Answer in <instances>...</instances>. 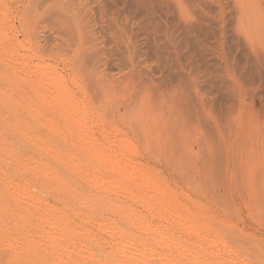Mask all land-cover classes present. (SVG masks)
<instances>
[{
	"label": "rangeland",
	"instance_id": "rangeland-1",
	"mask_svg": "<svg viewBox=\"0 0 264 264\" xmlns=\"http://www.w3.org/2000/svg\"><path fill=\"white\" fill-rule=\"evenodd\" d=\"M0 252L264 264V0H0Z\"/></svg>",
	"mask_w": 264,
	"mask_h": 264
},
{
	"label": "bare ground",
	"instance_id": "bare-ground-1",
	"mask_svg": "<svg viewBox=\"0 0 264 264\" xmlns=\"http://www.w3.org/2000/svg\"><path fill=\"white\" fill-rule=\"evenodd\" d=\"M41 81H42V80H41ZM61 92H63V91H61ZM66 93H67V91H66ZM58 94H59V93H58ZM63 95H64V93H63ZM55 96H56V95H55ZM66 96H69V95H66ZM57 98H60V100L63 101L64 103L67 101V100H66L67 97L64 98V96H63V97H60V96L58 95ZM71 100H72V99H71ZM72 101H73V100H72ZM64 105H65V104H64ZM66 105H68V107L70 108V105H73V104H71V101H70V102L67 101V104H66ZM66 105H65V107H67ZM72 108H73V107H72ZM72 108H70V110H71ZM67 109H68V108H67ZM83 110H85V109H83ZM71 112H73V111L71 110ZM77 113H78V111H77ZM79 115H80V114H79ZM77 117H78V116H77ZM78 119H79V118H78ZM82 120H83V119H82ZM80 121H81V119L79 120V122H80ZM76 123H77V122H76ZM77 124H78V123H77ZM84 124H85V123H84ZM84 124H83V125H84ZM78 131L80 132V129H79ZM83 132L85 133L84 130H83ZM77 133H78V132H77ZM80 133H81V132H80ZM88 137H89V136H88ZM88 137H87V139H88ZM89 139H91V138H89ZM89 139H88V140H89ZM88 140H87V141L85 140L84 142H87V143H88ZM89 141H91V140H89ZM90 143H91V142H90ZM92 143H93V142H92ZM92 143H91V144H92ZM84 145H85V144H84ZM93 145H94V143H93L91 146H93ZM3 146H4V145H3ZM89 146H90V145H89ZM91 146H90V147H91ZM85 147H88V145H86ZM99 147H101V146H99ZM99 147H98V150H96V151H98V153L103 152V149H102V148H99ZM2 148H3V147H2ZM88 148H89V147H88ZM8 149H9V148H8ZM8 149H7V150H8ZM90 149H91V148H90ZM90 149H88V150H90ZM92 149H94V148L92 147ZM3 150H6V149H3ZM9 150H10V149H9ZM88 150H87V151H88ZM105 151H106V150H105ZM10 152H11V151H10ZM89 152H90V151H89ZM92 152H93V150H92ZM93 155L96 156L95 153H94ZM109 155H110V154H109ZM91 156H92V154H91ZM100 157H101V156H100ZM100 157H99V158H100ZM119 157H120V156H119ZM119 157L114 155V156L111 158V160H110V165H109V166H110V167L112 166L111 168L113 169V171H114V172H117V173H119V174L122 173V174L126 177L127 180H129V181H131V182H133V183H136V184H140L141 186H143V184L146 183V182L143 183L144 181H146V180H145V176H144L142 173H140V172H136L137 170H136V171L131 170V169H130L131 167L128 166V165H126L127 162H125V160H123L124 158L122 159V158H119ZM94 158H95V157H94ZM88 159L90 160L91 158H88ZM97 159H98V158H97ZM109 159H110V158H109ZM95 160H96V158H95L94 161H92V162H95V164H97V166H98V163H99V162L96 163ZM101 160H102V158H101ZM15 161H16V160H15ZM84 161H85V159H84ZM13 162H14V159H13ZM16 162H19V161H16ZM16 162H14V163H16ZM90 162H91V161H90ZM90 162H88V163H90ZM20 163L22 164V161H20ZM23 163H24V161H23ZM108 163H109V162H108ZM18 164H19V163H18ZM25 164H26V163H25ZM27 164H29V163L27 162ZM92 164H93V163H92ZM14 165H15V164H14ZM23 165H24V164H23ZM32 165H33V166L37 165V162H36V164L32 163ZM32 165H31V167H32ZM93 165H94V164H93ZM101 165H102V164H100V166H101ZM19 166L21 167L20 164H19ZM81 166H82V165H81ZM87 166H88V165H87ZM89 166H90V164H89ZM9 167H10V166H9ZM12 167H13V166H12ZM20 167H19V169H21ZM36 167H37V166H36ZM39 167H40V166H39ZM93 167H94V166H93ZM93 167L90 168V169H92V170H90L89 168L86 167V168H87V171H88V169L91 171V173H90L89 175L92 176L93 178H92V180H90V179H85V181H88V182H89V185H90V183L93 181V182L95 183V185L97 184V186H99L100 184H103L104 182H106V179H104L103 176L100 177L101 175L96 174V172H97V171H96V168L94 169ZM102 167H103V166H102ZM16 168H17V164H16ZM16 168H15V169H16ZM22 168H23V167H22ZM24 168L27 169V166H25ZM32 168H33V167H32ZM32 168H31V169H32ZM43 168H44V167H43ZM74 168H75V167H74ZM80 168H81V167H80ZM98 168H100V167H98ZM98 168H97V170H99ZM26 169H25V170H26ZM28 169H29V168H28ZM35 169H36V168H35ZM37 169H38V168H37ZM47 169H48V168H47ZM47 169H45L44 171H46ZM51 169H52V168H50V170H51ZM66 169H67V168H66ZM68 169H69V168H68ZM77 169H78V167H77ZM77 169H76V170H77ZM83 169H85V167H84ZM83 169H82V171H83ZM48 170H49V169H48ZM74 170H75V169H74ZM79 170H80V169H79ZM79 170H78V172H79ZM85 170H86V169H85ZM21 171H23V169H22ZM27 171H28V170H27ZM27 171H26V172H27ZM42 171H43V170H42ZM42 171H41V172H42ZM92 171H93V173H92ZM46 172H47V171H46ZM49 172H50V171H48V173H49ZM66 172H67V171H66ZM72 172H74V171L72 170ZM75 172H76V171H75ZM98 172H99V171H98ZM100 172H101V170H100ZM100 172H99V174H100ZM53 173H55V172H53ZM68 173H71L70 170L68 171ZM83 173H84V172H83ZM85 173H87V172L85 171ZM85 173H84V174H85ZM44 174H45V172H44ZM49 174H50V173H49ZM49 174H48V175H49ZM74 174H75V173H74ZM87 174H88V173H87ZM87 174H85V175H87ZM54 175H57V174H54ZM54 175H52V176L54 177ZM67 175H69V177H71L70 174H67ZM67 175L65 174V176H67ZM71 175H72V174H71ZM75 175H77V177H78V174H75ZM85 175H84V176H85ZM102 175H103V174H102ZM50 176H51V175H50ZM50 176H49V177H50ZM65 176H64V174L61 175V177H63V178H64ZM44 177H45V175H44ZM49 177H48V178H49ZM55 177H56L57 180H58V177H57V176H55ZM55 177H54V178H55ZM61 177H60V179H61ZM67 177H68V176H67ZM67 177H65V178H66V181L68 180ZM77 177L74 176L73 178L76 179ZM80 177H81V176H80ZM80 177H78V178H80ZM50 178H51L50 180L52 181V177H50ZM56 178H55V179H56ZM63 178H62V179H63ZM65 178H64V179H65ZM84 178H88V176H85ZM84 178H83V179H84ZM90 178H91V177H90ZM6 179H7V178H6ZM43 179H44V178H43ZM81 179H82V178H81ZM83 179H82V180H83ZM10 180H11V178H10ZM10 180H9V181H10ZM38 180H39V179H38ZM48 180H49V179H48ZM50 180H49V181H50ZM57 180H56V181H57ZM70 180H71V181H70L69 184H71V182H73V179H70ZM76 180H77V179H76ZM76 180H74V182H75ZM89 180H90V181H89ZM45 181L48 182L46 178H45ZM45 181H44V183H46ZM56 181H55V182L53 181V182L56 183ZM58 181H62V180H58ZM64 181H65V180H64ZM66 181H65V182H66ZM68 181H69V180H68ZM88 182H86V183H88ZM10 183H11V182H10ZM39 183H40V182H39ZM44 183H43V184H44ZM63 183H64V182H62V184H63ZM78 183H79V182H78V180H77V182H76V186H77V187H78ZM115 183H116V181L112 182V184H114L113 187H114V188H117L118 185H116ZM11 184H12V183H11ZM57 184H58V183H57ZM57 184H56V185H57ZM79 184H80V183H79ZM91 184H93V183H91ZM98 184H99V185H98ZM8 185H9V184H8ZM39 185H40V184H39ZM47 185H48V183H47ZM47 185H46V186H47ZM59 185H61V184H59ZM71 185H72V184H71ZM74 185H75V184H74ZM134 185H135V184H134ZM19 186H20V185H19ZM93 186H94V185H93ZM102 186H103V185H101L100 187H102ZM52 187H53V186H52ZM56 187H57V186H55V188H56ZM58 187H60V186H58ZM58 187H57V188H58ZM67 187H68V186H67ZM104 187H105V186H104ZM146 187H147V186H145V189H146ZM72 188H73V187H72ZM75 188H76V187H75ZM75 188H74V189H75ZM142 188H143V187H142ZM58 189H59V188H58ZM60 189H62V186H61ZM74 189H71V191L74 190ZM75 191H77V190H75ZM75 191H74V192H75ZM78 191H80V190L78 189ZM16 192H17V191H16ZM32 192H33V191H32ZM21 193H22V192H21ZM75 193H76V192H75ZM77 193H78V192H77ZM24 194H25V193H24ZM24 194H23V195H24ZM81 194H82V193H81ZM16 195H17V194H16ZM26 195H27V194H26ZM33 195H34V194H33ZM83 195H84V194H83ZM19 196H20V194H19ZM87 196H88V195H87ZM90 196H91V195H90ZM94 196H95V195H94ZM26 197H27V196H26ZM68 197H69V196H68ZM72 197H73V196H72ZM72 197H71V199H72ZM77 197H78V196H77ZM77 197H76V198H77ZM79 197H80V196H79ZM83 197H84V196H83ZM88 197H89V196H88ZM88 197H86V198H88ZM91 197H93V196H91ZM99 197H100V196H99ZM28 198H29V197H28ZM94 198H95V197H94ZM32 199H33V198H32ZM88 199H89V198H88ZM96 199H97V196H96ZM75 200H76V199H75ZM77 200H79V202H80V200H82V197H81V199L77 198ZM84 200H85V199H84ZM98 200H99V199H98ZM100 200H101V199H100ZM28 202H29V201H28ZM1 204H2V203H1ZM7 205H8V203H7ZM5 206H6V205H5ZM9 207H10V206H9ZM9 207L6 208V210H8ZM167 207H169V206H167ZM2 209H3V208H2ZM2 209H1V211H3ZM13 209H14V208H13ZM166 209H168V208H166ZM169 209H170V208H169ZM16 211H17V209H16ZM8 212H9V211H8ZM19 212H20V211H19ZM17 213H18V212H17ZM25 213H26V217H29L28 214H27V212H25ZM23 215H24V214H23ZM4 216H5V215H4ZM5 217H6V216H5ZM49 217H50V216H48V218H49ZM7 218H8V217H7ZM53 218H54V217H53ZM23 219H24V218H23ZM25 219H26V218H25ZM11 220H12V219H11ZM16 220H17V219H16ZM49 221H50V220H49ZM51 221H52V220H51ZM54 222H55V221H54ZM54 222H53V223H54ZM53 223H51V224H53ZM62 224H63V223H62ZM62 224H61L60 226H63ZM100 225H101V224H100ZM14 226H15V225H14ZM52 226H53V225H52ZM56 226H57V225H56ZM58 226H59V225H58ZM60 226L57 227V228L60 229L59 232H60V234H61V233H62V232H61V228H62V227L60 228ZM8 227H9V226H8ZM15 227H16V226H15ZM50 227H51V225H50ZM103 227H104V226H103ZM6 229H7V228H6ZM66 229H67V228H66ZM57 230H58V229H57ZM62 230L65 231V229H63V228H62ZM113 230H114V229H113ZM54 231H55V230H54ZM123 232H124V231H123ZM85 233H86V232H85ZM14 234H15V233H14ZM119 234L122 235L120 232H119ZM57 235H58V234H57ZM114 235H115V234H114ZM124 235H125V234H124ZM124 235H123V236H124ZM123 236H122L120 242H118V247H120V248H121L122 244L124 245V244H126V243H128V242H129V243L132 242L130 239H129V240H126ZM118 237H121V236H118ZM126 237H127V235H126ZM123 238H124V240H123ZM125 240H126L127 242H126ZM132 240H134V239H132ZM8 241H9V240H8ZM135 241H136V240H135ZM135 241H134V242H135ZM132 243H133V242H132ZM80 244H81V243H80ZM116 244H117V243H116ZM136 244H137V243H136ZM135 247H136V248H135L133 251H135L136 254H134L132 251H131V254H130V253L128 254L129 256H130V255H133L134 258H135L136 255L139 256L140 253L144 254V252L146 251V249H147L148 246H147V243H146V242H145V243H144V242H139ZM30 248H32V247L30 246ZM118 249H119V248H118ZM30 250H31V249H30ZM5 251H6V250H5ZM32 251H33V249H32ZM1 252H2V251H1ZM1 252H0V254H1ZM10 252H11V251H10ZM157 254H158V253H157ZM157 254H156V256H157ZM144 255H145V254H144ZM148 255H149V254H148ZM158 255H160V254H158ZM152 256H153V254H152L150 257H152ZM1 257H2V259L4 258V257H3V254H2ZM1 257H0V259H1ZM123 257H124V256H123ZM133 257L131 256V258H128L127 260H128V261H129L130 259L132 260ZM142 257H143V256H142ZM144 257H145V256H144ZM159 257H161V256H159ZM136 258H137V257H136ZM139 258H140V256H139ZM139 258H137L138 260L136 259V261H139V260L141 259V258H140V259H139ZM148 258H149V256H148ZM123 259H125V258H123ZM74 260H75V259H74ZM120 260H122V259H120ZM120 260H119V261H120ZM125 260H126V259H125ZM127 260H126V262L124 261L126 264H133V263H131V262H133V261L130 260L131 262L129 261V262L127 263ZM133 260H134V259H133ZM6 261H7V260H6ZM140 261H141V260H140ZM142 261H143V260H142ZM4 262H5V261H4ZM122 262H123V261H122ZM37 263H38V262H37ZM87 263H88V262H87ZM120 263H121V261L119 262V264H120ZM139 263H140V262H139ZM0 264H2V263L0 262ZM121 264H122V263H121ZM136 264H137V263H136Z\"/></svg>",
	"mask_w": 264,
	"mask_h": 264
}]
</instances>
